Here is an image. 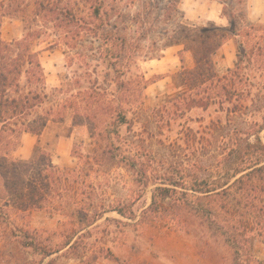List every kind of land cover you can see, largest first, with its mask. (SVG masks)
Listing matches in <instances>:
<instances>
[{
	"label": "trees",
	"instance_id": "obj_1",
	"mask_svg": "<svg viewBox=\"0 0 264 264\" xmlns=\"http://www.w3.org/2000/svg\"><path fill=\"white\" fill-rule=\"evenodd\" d=\"M249 1L220 0L227 26L180 24L168 33L166 46H183L194 61L193 69L184 68L179 75L182 91L177 102L184 113L212 110L213 117L196 135L195 152L201 159L192 165L193 172L187 173L182 164L175 174L158 175L155 183L161 186L155 187L152 203L141 215L142 224L166 217L175 224L183 213L193 215L224 241L234 264L254 259V244L264 242V22L249 20ZM36 4L48 10L44 1L36 0ZM104 5L101 2L94 8L90 20L70 9L63 15L69 24L85 23V32L99 42V59L112 68L116 87L104 88L97 80L92 87H82L77 77L74 84L53 90L54 95L68 92L70 97L59 98L36 118L50 99L44 68L26 41L2 40L3 19L10 7L0 3V235L12 230L22 247L40 258L38 264H60L63 258L78 264H98L101 258L120 263L111 251L98 250V242L85 230L106 214L132 220L136 215L124 202H98V184L110 178L112 169L124 167L140 177L144 187L149 185L152 152L138 147L136 139L121 135L123 127L132 131L136 100L147 85L143 80L134 85L122 79L131 70L125 59H133L128 53L129 39L123 35L126 21L115 20L117 15ZM230 41L235 45L236 62L220 73L215 59ZM87 73L91 77L93 72ZM69 112L75 125L88 127L91 139L90 147L75 146L76 168L54 164L47 151H39L30 160L16 157L24 135L41 136L48 123L64 122ZM38 211L68 215L79 229L55 243L42 244L27 226L14 222Z\"/></svg>",
	"mask_w": 264,
	"mask_h": 264
},
{
	"label": "rangeland",
	"instance_id": "obj_2",
	"mask_svg": "<svg viewBox=\"0 0 264 264\" xmlns=\"http://www.w3.org/2000/svg\"><path fill=\"white\" fill-rule=\"evenodd\" d=\"M40 1H44L48 10H41L36 0H0L10 7L3 19L2 40L7 43L26 41L32 51L39 54L44 68L50 99L36 118L45 115L58 100L69 98L70 93L58 96L53 90L67 83L74 84L77 77H81L82 87H92L96 80L104 88L117 85L112 68L106 65L108 62L99 59V42L85 32V23L80 24L82 28L78 24H69L63 15L66 9L79 18L90 20L94 8L105 2L104 9L116 14L115 20L126 21L122 26L127 29L123 35L129 39L128 53L133 59H125L131 70L122 79L133 81L134 85L143 80L147 85L142 98L136 100L134 111L137 115L132 131L123 127L121 135L136 139L138 147L152 152L149 155V185L144 187L145 182L124 167L112 169L108 173L110 178L104 177L98 184V202H124L132 206L136 215L132 220L117 213L106 214L96 224L98 228L95 225L85 230L92 233V241L98 242V250H109L120 259L118 263L114 259L101 258L98 264H234L233 253L225 247L224 241L209 233L201 220L193 215L183 213L175 224L168 222L167 217L150 224L141 223L142 212L151 205L155 187L161 186L155 183L158 175L175 174V168L179 169L182 164L187 173L193 172L192 165L201 159L195 152L196 135L213 117L212 110L184 113L177 102L182 91L179 75L184 68L193 69L194 61L183 46H166L168 33L180 24L224 27L227 22L222 16L220 0ZM257 6L259 12L254 20L264 21V0L258 1ZM215 60L220 73L233 68L236 62L234 44L228 42ZM87 70L93 72L91 77ZM131 87L133 89V84ZM24 139V148L18 152V158L29 159L45 150L56 165L70 169L78 165V160L73 157L75 146L90 147L91 144L88 127L75 125L71 112L66 114L64 122L48 123L42 136L28 135ZM106 219H110L109 222ZM14 222L27 226L45 245L79 229L68 215L45 211ZM6 226L2 224L1 227ZM10 231L4 237L0 235V264H38L40 258L33 257L22 247V240ZM253 254L254 259H245L241 264H264V242L256 241ZM59 263L78 264V261L63 258Z\"/></svg>",
	"mask_w": 264,
	"mask_h": 264
},
{
	"label": "crops",
	"instance_id": "obj_3",
	"mask_svg": "<svg viewBox=\"0 0 264 264\" xmlns=\"http://www.w3.org/2000/svg\"><path fill=\"white\" fill-rule=\"evenodd\" d=\"M258 1H260V0H250L249 1V3H250V8H249V14H248V18H249V20L251 21V22H253V23H259V22H264V21H262V20H254V17L255 16H257V14H258V12H259V10L256 8V7H258L257 6V3H258ZM262 1V0H261ZM262 5V4H261ZM221 6H222V16H223V18L226 20V25L225 26H227V24H228V21H227V19L225 18V16H224V14H223V5L221 4ZM230 42H232L233 44H234V42L233 41H230ZM226 45V44H225ZM224 45V46H225ZM223 46V47H224ZM222 47V48H223ZM234 47H235V45H234ZM47 128V127H46ZM45 128V129H46ZM44 133V132H43ZM42 133V134H43ZM28 135H31V134H26V135H24L23 136V139L24 138H26ZM42 136V135H41ZM37 137H40V136H37ZM24 141H25V139L23 140V143H24ZM24 148V144L22 145V147L19 149V151L18 152H20V150L21 149H23ZM45 151V150H44ZM18 152L16 153V157H17V155H18ZM18 158V157H17ZM32 158V156L29 158V159H23V158H20V159H22V160H30ZM54 162V161H53ZM54 164H55V162H54Z\"/></svg>",
	"mask_w": 264,
	"mask_h": 264
}]
</instances>
